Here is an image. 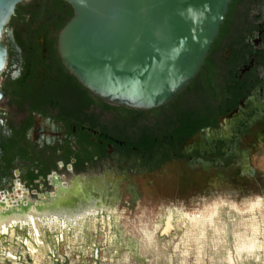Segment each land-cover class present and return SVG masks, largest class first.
Here are the masks:
<instances>
[{
    "label": "flooded vegetation",
    "instance_id": "af4514ba",
    "mask_svg": "<svg viewBox=\"0 0 264 264\" xmlns=\"http://www.w3.org/2000/svg\"><path fill=\"white\" fill-rule=\"evenodd\" d=\"M31 2L17 6L3 36L0 193L19 182L47 203L57 184L85 180L114 186L117 207L123 184L135 201L141 195L131 164L147 172L176 161L193 172L258 176L252 155L264 135V0H231L200 71L154 108L114 103L87 88L59 51L73 16L58 28L63 10Z\"/></svg>",
    "mask_w": 264,
    "mask_h": 264
},
{
    "label": "rangeland",
    "instance_id": "374dc122",
    "mask_svg": "<svg viewBox=\"0 0 264 264\" xmlns=\"http://www.w3.org/2000/svg\"><path fill=\"white\" fill-rule=\"evenodd\" d=\"M258 139L256 178L193 172L176 161L147 172L131 164L136 201L123 184L112 213L39 233L15 225L0 233V264H264V135Z\"/></svg>",
    "mask_w": 264,
    "mask_h": 264
},
{
    "label": "water",
    "instance_id": "95a60500",
    "mask_svg": "<svg viewBox=\"0 0 264 264\" xmlns=\"http://www.w3.org/2000/svg\"><path fill=\"white\" fill-rule=\"evenodd\" d=\"M0 0V98L8 60L3 41L17 6ZM74 15L60 33L65 65L92 92L134 108L161 106L200 71L231 0H66Z\"/></svg>",
    "mask_w": 264,
    "mask_h": 264
},
{
    "label": "bare ground",
    "instance_id": "6f19581e",
    "mask_svg": "<svg viewBox=\"0 0 264 264\" xmlns=\"http://www.w3.org/2000/svg\"><path fill=\"white\" fill-rule=\"evenodd\" d=\"M113 187L108 184L95 187L85 180L57 184L52 199L46 203L47 199H31L29 190L18 182L13 193H0V233H7L19 224H29L39 233L44 225L63 228L77 225L101 211L112 213L117 202Z\"/></svg>",
    "mask_w": 264,
    "mask_h": 264
},
{
    "label": "trees",
    "instance_id": "16d2710c",
    "mask_svg": "<svg viewBox=\"0 0 264 264\" xmlns=\"http://www.w3.org/2000/svg\"><path fill=\"white\" fill-rule=\"evenodd\" d=\"M32 6H36L38 9H47V5H51L52 9H61L64 12L63 17L58 21L57 27L61 28L65 25L70 17L74 15V8L66 0H32L30 3Z\"/></svg>",
    "mask_w": 264,
    "mask_h": 264
}]
</instances>
